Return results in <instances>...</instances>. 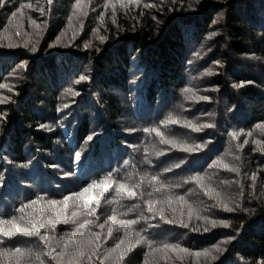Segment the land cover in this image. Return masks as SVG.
<instances>
[{
    "label": "trees",
    "instance_id": "1",
    "mask_svg": "<svg viewBox=\"0 0 264 264\" xmlns=\"http://www.w3.org/2000/svg\"><path fill=\"white\" fill-rule=\"evenodd\" d=\"M106 2L0 8V228L66 216L40 230L55 253L85 224L101 234V253L143 237L120 264H262L264 0H125L115 11ZM15 248L22 264H56L21 234L0 235V264H16Z\"/></svg>",
    "mask_w": 264,
    "mask_h": 264
},
{
    "label": "snow or ice",
    "instance_id": "2",
    "mask_svg": "<svg viewBox=\"0 0 264 264\" xmlns=\"http://www.w3.org/2000/svg\"><path fill=\"white\" fill-rule=\"evenodd\" d=\"M6 2H8V0H0V8H3L6 6ZM54 2V0H47V4L48 5H52ZM162 2V0H161ZM172 3H175V0H171ZM197 2H199V0H197ZM119 3L121 5V7H125V0H115V3L112 2V0H107V2L105 3L104 7L105 9H107L108 7H112L113 11H115V4ZM127 3L129 4H139V0H127ZM30 7V5H22L21 7ZM81 6V0H75V7L79 8ZM145 7H156V5L154 4H145ZM20 9L18 8L16 10V12H12L11 15L13 17H15L17 15V12H19ZM40 11L43 12L44 9L40 8ZM101 19H103V17H100ZM155 19V17H154ZM32 23L34 24L35 22L32 21ZM19 35V33H17ZM105 38L104 37H100L101 42H103ZM12 45H9V47H11ZM87 47V45H86ZM32 51H36V49L33 47L31 49ZM88 77L87 76H80L79 81H85L87 80ZM78 81V82H79ZM0 87H3L2 85H0ZM202 99H208V97H202ZM0 119H3V117H0ZM170 123H176L175 120H170L168 121ZM167 123V122H166ZM187 127L193 129L194 131H199L200 127H213V125L208 124V125H203V126H197V125H193V124H187ZM145 132H149V131H153L156 132L157 136H162V134L156 130V129H145ZM233 137L237 136V133H232L231 134ZM89 140L92 139L91 136L88 137ZM162 143H168V144H172L173 147L177 146V142L174 140H165L162 138ZM194 147H199L198 145L194 146ZM187 151H191L192 149H185ZM79 153H77V158H79ZM236 159H240L239 156L236 157ZM177 167H179L180 165L177 164ZM225 168H228V165H224ZM232 171H236L239 172L238 168H232ZM250 179L252 180L253 184L252 186H255V181H256V173L253 172L251 174ZM152 180L155 181L156 177H152ZM239 183V182H238ZM95 185V182H94ZM93 185V186H94ZM91 187V186H90ZM121 188H123V185H121ZM89 191L88 188H85L83 190V193H79V194H74L77 196H82L84 193H87ZM128 196L132 197L135 196V192L133 191H128ZM241 196L243 195V189H241L240 193ZM102 195V194H101ZM151 195V194H149ZM217 195L219 196V193H217ZM177 199H183L182 197H178ZM69 200L68 196L64 197V207L67 208V201ZM169 203L171 202L170 200L168 201ZM35 203V202H33ZM51 204L55 205L57 203V201L53 200L50 201ZM88 201H85V207H87ZM27 206L22 207L21 209H18V211L20 212H24V209ZM224 207L226 210L228 211H233L234 209L232 208H228L227 204H224ZM238 207V205H237ZM95 209H88L87 214H91L92 212H94ZM148 211L152 212L153 211V201L149 200L148 201ZM160 218L162 220L165 219L163 212L159 213ZM192 215V211L189 210V217H191ZM76 213L73 212L72 213V217H75ZM21 220L24 219L23 216L20 217ZM71 219V217H63V218H56V219H49L46 222H34L32 220L28 221V224L26 226H21L20 224H17L15 222H11V226L5 230L4 228H0V235H5L8 237H11L15 234H21L23 236L26 237H37L39 239V241H42L44 246L46 248H48V251L46 253H44V255H47L49 257H51L52 260L56 261V264H94V259L96 258V260L99 261V264H120V261L125 259V253L131 250L132 244H139L141 243V241L143 240V237H141L139 235V233H137V239L134 242H129L128 247L124 248L122 247L125 244V240H120L119 243H117L115 245V247L108 249L106 251V253H101L99 251L101 245H100V239H101V234L100 233H96V232H89L86 227L85 224H80L79 227L80 228H84L85 231L84 232H76V233H72V238L67 240L66 242L63 243L62 249L59 253H55V248L52 247V245L50 244V241L55 239L54 236L51 235H42L40 230L44 229L47 226H49V231H52L56 228V226L58 224H60L61 222L63 223H68L69 220ZM110 219H115L114 217L110 218ZM197 219H200L199 216H197ZM166 223H175L176 221L174 220H166ZM0 223H3V221H0ZM86 223H95V221H89ZM122 224H130L132 223L131 221L128 222H124L121 221ZM181 226L183 227H187L188 225L183 223V221H180ZM209 223H211V225L213 227H215L217 225V223L219 224H224L226 226V222L223 220L220 221H216V220H211L209 221ZM99 228L103 229L105 227V224L101 223L98 225ZM197 230V229H194ZM205 232L208 231V228L204 229ZM112 234V228L109 227L108 228V236H111ZM57 245L59 246V242H57ZM149 247L151 248L152 246L149 245ZM164 250H172V251H176L179 250L181 252H187V249L184 248H180L179 246L176 245H168L165 244L163 246ZM214 249L217 253H220L222 250L219 246H214ZM155 251H159V249H154ZM211 250H206L203 253H196L197 256L200 255H204V256H209L210 255ZM25 250L21 249V248H15L14 251L11 253V255L13 256V258L16 261V264H22V258L25 256ZM27 254L29 256L32 255V250L29 249L27 250ZM37 259H39V256L37 255ZM212 259H216L215 256L212 257ZM40 264H43V261L40 262ZM262 264H264V261H262Z\"/></svg>",
    "mask_w": 264,
    "mask_h": 264
},
{
    "label": "bare ground",
    "instance_id": "3",
    "mask_svg": "<svg viewBox=\"0 0 264 264\" xmlns=\"http://www.w3.org/2000/svg\"><path fill=\"white\" fill-rule=\"evenodd\" d=\"M75 203H76V202H75ZM81 203H84V202H82V201H81ZM82 205H83V204H82ZM83 206H84V205H83ZM83 206H82V208H83ZM76 207H77V206H75V208H76ZM80 207H81V206H80ZM85 208H86V207H85ZM81 210L83 211V210H84V208H83V209H81ZM81 210H80V211H81ZM78 211H79V207H78ZM80 211H79V213H80ZM85 213H86V212H85ZM83 214H84V213H83Z\"/></svg>",
    "mask_w": 264,
    "mask_h": 264
}]
</instances>
